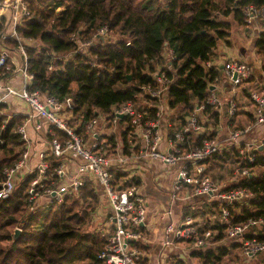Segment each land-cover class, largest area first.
I'll return each instance as SVG.
<instances>
[{"label":"trees","instance_id":"16d2710c","mask_svg":"<svg viewBox=\"0 0 264 264\" xmlns=\"http://www.w3.org/2000/svg\"><path fill=\"white\" fill-rule=\"evenodd\" d=\"M26 3L28 15L21 17L15 36L0 39V54L3 46L14 50L24 44L28 70L33 74L28 88L38 90L43 97L53 96L66 103L62 110L66 124L83 141L96 140L101 146L99 152L114 158H117L119 148L130 154L127 136L129 134L130 139L132 129L125 118H117L113 123L112 107L130 101L146 119H152L155 109L152 105H140L138 100L146 95L145 87L156 85L153 74L164 72L171 80L167 106L174 112L171 116L175 121L173 124L176 129L183 128L187 118L214 92L212 85L221 76L222 70L216 64L219 45L231 44L230 36L235 26L250 32L248 27L254 22L264 24L260 17L247 23L245 15L248 6L264 9V0H28ZM263 24L254 38L253 48L264 68ZM104 25L108 27L110 40H95L85 51H79L77 41L92 39L95 31ZM6 30V18L2 17L0 34ZM113 34L120 38L111 40ZM7 59L10 70L1 66L0 79L13 73L14 66L10 58ZM207 62L213 64L208 67ZM253 89L261 90L262 85ZM243 91L250 98L248 89ZM3 110L4 105L0 103V181L4 179L3 167L12 166L27 147V141L17 132L26 116L9 117ZM236 112L229 122L233 121ZM220 115L219 109L206 105L198 117L202 131L184 134L181 153L192 150L202 138L217 137L218 132L207 127H215ZM99 116H106L107 128L116 126L120 129L118 137L116 132L106 136L86 132L88 123ZM248 117L255 121L253 114L249 113ZM172 131L168 130L169 135ZM46 139L49 143L55 139L64 144L68 135L49 125ZM131 139L137 141L136 137L131 136ZM245 143L247 141L242 139L239 146L224 144L204 164L205 174L214 182L216 177L208 174L209 164L231 161L237 168H247V175L220 188L244 187L250 196L230 204L199 196L210 199L203 202L204 207L182 209V218L201 217L197 221L198 235L206 230L216 231L208 241L211 244L223 242L217 247L191 248L189 255L200 264H223L232 248L238 250L237 256L246 257L241 253L239 243L226 242L227 225L220 221L221 207L228 209L230 224L260 221L251 226L246 235L264 239V145L250 152L254 154V161L249 163L239 154V148ZM140 147L138 143L133 151L137 152ZM46 159L50 165L49 176L52 167L61 160L54 157L50 149L46 151ZM254 169L258 173L253 172ZM110 172L116 189L140 186L138 175H130V171L117 161ZM36 173L35 170L26 172L11 195L0 200V264H103L98 256L107 243L111 226L86 229L100 205L94 181L85 178L78 196L68 192L59 203L48 200L43 206L35 207L29 197L30 183ZM47 176L41 180L46 186L49 185ZM34 189L42 194L38 185ZM185 190L189 195L193 194L191 187L184 185L183 192ZM16 227L20 233L13 240ZM137 230L146 233L143 225ZM187 242L191 244L192 241Z\"/></svg>","mask_w":264,"mask_h":264},{"label":"built area","instance_id":"2783aa9c","mask_svg":"<svg viewBox=\"0 0 264 264\" xmlns=\"http://www.w3.org/2000/svg\"><path fill=\"white\" fill-rule=\"evenodd\" d=\"M26 1L28 0H0V19L6 18L8 30L0 34V39L16 35V26L20 23L23 16L28 15L29 10ZM246 22L252 23L253 19L260 17L264 21V9H256L253 6H248L245 9ZM108 27L106 25L98 28L92 39L87 41H77L79 51H85L86 48L95 40L109 41L107 37ZM106 39V40H105ZM31 41V39H28ZM3 46V45H2ZM19 59L11 57L8 49L1 47L0 67L4 66L5 70H10V65H7V58H10V63L14 66L13 72L18 73L23 80L20 88L13 87L0 79V88L5 92L0 102L4 101V97H12L15 100L24 102L30 109L29 121L33 118H40L46 124L54 125L58 129L65 131L68 139L63 143L57 140H52L50 144V151L57 158L70 157L75 162V169L71 171L68 169L69 165L62 160L58 165L52 167L49 176L47 173L50 170L49 162L46 159V153L39 154V162L35 167L37 171L36 177L31 181L29 201L35 203L39 196V191L35 190V186L42 188V195L49 197V201L61 202L63 195L72 192L79 195L80 189L83 186L84 179L90 177L100 187L109 208L108 223L111 226L107 243L102 251L99 253V258L103 264H146V256L141 244L146 243V238L137 227L144 225L146 220V203L140 187L132 185L125 189H116L112 183V173L110 169L113 163H120L127 169V165L132 162L137 163L144 159H158L168 166L180 165L177 175L173 181L171 199H179L177 193L184 190L186 187H191L193 195L207 196L210 198H217L225 204H230L236 201H241L250 196V193L244 187L231 188L221 190L219 184L214 182L208 175L205 174L204 161L213 154L221 150L224 144H235L239 146L240 139L252 127L264 125V85L261 90H250V99L254 105V123L245 127L244 129H234L229 132L224 139L218 137L202 138L199 144L192 150L181 153L180 144L185 141V133H200L202 131L201 125L198 123V117L202 109L206 105L212 106L215 109L223 107V99L215 92H211L205 101L200 104L195 112L187 118V124L181 128L176 129L175 124L168 121V106H167V89L171 82L164 72H156L153 74L156 80L155 86H147L144 91L146 95L151 98L155 105L154 117L146 119L143 112L138 110L133 102H125L112 107L111 111L114 115L113 123L117 118H125L126 122L131 126L130 135L137 138L131 139L130 136V154H125L119 148L117 158L107 157L100 153L101 146L96 140H92L89 146L85 145L83 139L70 128L63 116L62 110L66 107V103L58 101L53 96L43 97L38 90H31L28 88L33 74L28 70V57L24 44H19L17 47ZM213 62H207L206 66H211ZM216 64H218L216 62ZM222 71L225 78L229 81L230 87L236 88L247 82L252 75L251 66L240 60L233 58H225L222 62ZM218 80V79H217ZM216 80V81H217ZM216 84H213L211 90H214ZM231 88V89H232ZM237 110V105L234 100L228 101V115L233 116ZM166 116V117H165ZM101 118L105 121L106 116H99L90 121L87 125V133L90 135H97V123ZM163 118L166 130L173 129L170 136L162 132L160 126L163 123ZM27 120L18 126L17 132L22 139L27 141ZM41 124H35V129L39 130ZM140 142H139V141ZM136 142V143H135ZM167 144L166 147L161 148L162 143ZM141 147L137 152L133 148L138 144ZM264 145V141L257 143L253 140L250 143H245L244 147L239 148V154L243 160L252 163L254 161V154L250 153L253 149ZM26 159L27 150L22 157L16 161L12 166H5L2 169L4 179L0 181V200L11 195L17 182L26 173ZM134 163V164H135ZM126 165V166H125ZM239 175H247V168H238ZM132 175V174H130ZM48 177L49 185L43 186V180ZM170 211H166L163 217L169 216ZM220 221L226 224V242L239 243L241 253L247 259L256 255L264 253V239H259L256 236H247L249 229L253 225H257L260 221L248 220L243 223L230 224L229 211L226 207L220 208ZM18 228V227H16ZM199 224L190 216L183 217L178 222L169 221L163 228L160 236L161 246L169 247L176 241L191 240V248L198 249L211 245L208 241L216 231L206 230L202 235H198ZM180 258L174 256L169 264H183Z\"/></svg>","mask_w":264,"mask_h":264},{"label":"crops","instance_id":"0c3cea01","mask_svg":"<svg viewBox=\"0 0 264 264\" xmlns=\"http://www.w3.org/2000/svg\"><path fill=\"white\" fill-rule=\"evenodd\" d=\"M262 24H263L262 22L261 23L254 22L253 25L255 26L252 27L251 25L250 27H248L249 29L253 31L252 35H255L257 37V33L261 29ZM235 29L239 30L240 33L238 34H241L243 31L244 32L246 31L241 27L235 26L230 36V40L232 41L231 44L229 46L224 45V44L219 45L218 47L219 57L216 60V62L219 64V68H221V70H222L221 62L227 57L233 58V59L247 60L249 57L253 55L252 51L250 50V47H246V50L243 51V48H244L243 42H241L240 39L237 42L236 35H235L236 33ZM248 32L249 31H246L247 34ZM238 38H240L239 35H238ZM239 42H240V45L238 44ZM252 49L254 50L253 45H252ZM8 51L11 57H15L19 59L17 48L14 50L8 49ZM248 52L250 56L246 54ZM254 63L257 64L259 63V61L258 60L254 61ZM253 71L254 69L252 70V75L254 73ZM223 76L225 77L222 71L221 78H223ZM221 78L219 77L215 85V88H214L215 94H217L219 97L223 99V107L219 109V111H221V115L219 116V123L215 127L211 126V127H207V129L216 130L218 132L217 137L220 139H224L226 135L230 132V131L228 132V130H229L230 125L232 124V121L229 122L230 118L232 117L228 115V101L232 99L237 104V112H236V115L233 117L234 120L237 117L246 118V116H248L249 113L253 114L254 113L253 103L250 101V98L244 93L243 90L246 88L250 92L252 86L253 87H255L256 85L263 86L264 85V73L262 74L260 73L258 74L257 77H255L256 80L254 81V85L251 86L253 82H250V84H247L246 82L236 88H232L229 86L223 87L222 85H224L223 84L224 82L222 83ZM2 80L16 88H20L21 85L23 84L22 77L18 73L16 74L15 72H13L10 76ZM239 89L242 91L244 96L238 94ZM4 94L5 92L0 88V99L3 97ZM242 99L243 100L247 99L249 101V105H247L246 103H241L240 100ZM0 103L4 105L3 112H5L9 117L15 114H22L26 116L24 121L27 120L26 130H27L28 140H27V147H26L27 159H26L25 170L26 172H31L35 169L37 163L39 162V154L41 152L46 153V151L50 149V144L46 139L48 124H46V122L40 118H33L31 121H29V116L31 114L30 109L22 101L15 100L14 98L8 96V97H4V101ZM151 105H155V102L148 106H151ZM168 114L169 115H167V117H170L174 114V112L170 108H168ZM163 119L164 120H163V123L161 122L160 128L163 134L165 132L168 134V136H170L169 132L166 130L164 126V121L166 120L165 118ZM223 119L226 122V123L224 122V124H222ZM37 123L41 124V128L39 130L35 129V124ZM257 127L259 128L260 126H256L254 128H257ZM96 131H97V135L106 136L113 132L119 133L120 129L116 126L107 128L105 125H102V127L96 128ZM251 131H248L245 135H243L240 141L244 139V141H247V143L252 142L253 140L252 139L248 140V137H247L248 135H250ZM127 137H128L127 141H130L129 134ZM91 142H92L91 139L84 141L85 145L87 146H89ZM166 146H167L166 142L165 143L163 142L161 144V148L163 149ZM59 160H62L63 162L68 164L69 170L74 171L75 162L71 160L70 157L68 158L65 157ZM134 163L135 162H132L129 165H127V169L128 171H130V174L138 175L140 179L139 187H140V190L143 194V197L146 203V220L143 225L146 231V233L143 234L144 237L146 238V243L141 244V246L144 248L143 251L146 256V264H169V261L174 256L180 258L184 262L183 264H200V262L196 258H193L189 255L191 247L186 248L185 250L184 249L185 247L181 245V243H184L186 241H176L174 242L172 246L165 248L161 246L160 236L162 235V231L166 223H168L169 221L178 222L180 219H182L183 207H188L191 209H199V208L204 207L203 202L207 200L209 201L210 199H205V198L193 195V194L189 195L187 190H185L184 192L181 191L177 193L179 196V199H171L170 194L172 191L173 181L177 175V172L180 166L178 164L174 166H168L158 159H144V160L142 159V160H139L137 163L135 164ZM88 178L91 179L90 177ZM91 180L94 181V179H91ZM94 183L99 193L98 195L100 199V205L97 208L96 212L94 213L92 219H97L98 222L100 223L103 222L105 226H109L108 215L110 211L107 205V201L102 191L100 190V187L98 186V184L95 181ZM38 198L37 199L39 201L44 200L43 204H45L49 200V197H47L46 195H42V196L40 195ZM168 210L171 212L170 215L169 216L165 215L163 217L165 212ZM195 221L196 222L200 221V219H195ZM211 246L213 247V244H211ZM187 255H189L190 259L185 258V256Z\"/></svg>","mask_w":264,"mask_h":264},{"label":"rangeland","instance_id":"374dc122","mask_svg":"<svg viewBox=\"0 0 264 264\" xmlns=\"http://www.w3.org/2000/svg\"><path fill=\"white\" fill-rule=\"evenodd\" d=\"M253 26H255V25H252V27ZM235 30H236L235 35H236L237 42L239 41V39H240L241 42H243V46H244L243 51L246 50V47H250V50L252 51V54H253L247 60H242V61L248 63L251 66L252 70L254 69V71H253L254 73L252 75V80H248L247 81V84H250V82H253L251 84V86H252V85H254V81L256 80L255 77H257L258 74H260V73L261 74L264 73L263 64H262L261 60L259 59V57L257 56L255 50L252 49L253 41H254V38L256 36L255 35H252V32L253 31L251 29H250V32H248V34L246 33V31L245 32L243 31L241 34H238V33H240L239 30L238 29H235ZM238 35L240 36V38H238ZM118 38H120L118 36V34H113L111 36V40H114V39L116 40ZM238 44L240 45V42ZM246 54L250 56L249 52L246 53ZM257 60L259 61V63H257V64L254 63V61H257ZM220 78H221V76H220ZM221 79H222V83L224 82L223 83L224 85H222L223 87H225V86H229L230 87L229 81L224 76ZM251 90H253V86H252ZM238 94L244 96V94L242 93V91L240 89L238 91ZM237 99H238V97H237ZM138 101H139L138 103L140 105H142V106H148V105L154 103V101L151 98L147 97L146 95H144L141 98H139ZM240 101H241V103H246L247 105H249V101L247 99L246 100H243L242 99ZM166 120H167V118H166ZM168 121L171 124L173 122H175L174 119H173V117H171V116L168 117ZM252 121L253 120L251 118H249L248 116H246V118L237 117V118H235V120L233 119L232 124L230 125L228 132L229 131L231 132L235 128H241V129L242 128H245V127L251 125L254 122V121L253 122ZM224 122L225 121L223 119V123L222 124H224ZM105 124H106V121H103L101 118H99V121H98V123H97L96 126H98L97 128H99V127H102V125H105ZM253 128L254 127H252L250 129V131L251 130L252 131L250 132V135L247 136L248 139L249 140L250 139H252V140L255 139L257 143H259L260 140L264 141V125L260 126L259 128L258 127L257 128H254V129ZM116 135L118 137V133H116ZM208 172L207 173L209 175H211V177H214V176L216 177V180H217L216 182L219 184L220 187L231 185L232 183L236 182V180L238 179V177L240 178V176H241L238 173V168L231 161H217L214 164H209ZM253 172L258 173V170L257 169H254ZM43 186L44 187H47L48 184L46 186L43 183ZM41 196H42V194H41ZM38 199H36V201H35V203L33 205L35 207L43 206L44 205L43 204L44 203L43 202L44 200L39 201ZM37 203H38V205H37ZM195 219H201V217H197ZM213 220L214 219H212L211 221H213ZM106 227H108V226H105L103 222L100 223V222H98L97 219H92V221L90 222L89 226H86V229L93 230V229L106 228ZM221 243H223V242H216L213 245H215L214 247H217ZM181 245L183 247H185L184 248L185 250H186V248H190L191 247V244L188 243V242L181 243ZM232 249H233L232 252L226 258L227 261H224L223 264H264V253H261L259 255H256L252 259H247V258L241 257V255H239L240 257L237 256L239 254L238 250H236L234 248H232ZM185 258L186 259L187 258L190 259L189 255L185 256Z\"/></svg>","mask_w":264,"mask_h":264},{"label":"water","instance_id":"95a60500","mask_svg":"<svg viewBox=\"0 0 264 264\" xmlns=\"http://www.w3.org/2000/svg\"><path fill=\"white\" fill-rule=\"evenodd\" d=\"M128 78H129V76H128ZM19 233H20V229L19 228H16L15 231H14V233H13V240H15L18 237Z\"/></svg>","mask_w":264,"mask_h":264}]
</instances>
